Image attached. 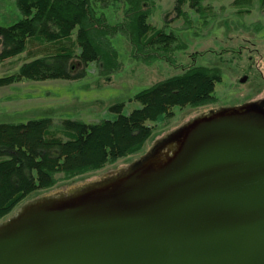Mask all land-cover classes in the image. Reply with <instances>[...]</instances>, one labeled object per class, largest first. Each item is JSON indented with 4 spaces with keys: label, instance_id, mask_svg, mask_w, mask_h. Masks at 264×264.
<instances>
[{
    "label": "water",
    "instance_id": "obj_1",
    "mask_svg": "<svg viewBox=\"0 0 264 264\" xmlns=\"http://www.w3.org/2000/svg\"><path fill=\"white\" fill-rule=\"evenodd\" d=\"M246 78L243 79V81ZM0 264H264V100L0 222Z\"/></svg>",
    "mask_w": 264,
    "mask_h": 264
},
{
    "label": "trees",
    "instance_id": "obj_2",
    "mask_svg": "<svg viewBox=\"0 0 264 264\" xmlns=\"http://www.w3.org/2000/svg\"><path fill=\"white\" fill-rule=\"evenodd\" d=\"M202 2L175 0L177 18H185V5L203 18L206 7ZM252 2L234 0L233 5L243 7ZM155 3L156 0H16L22 17L10 26L0 27V61L24 52L31 60L17 73L0 77V87L22 80L81 79L91 62L97 64L100 76L115 74L122 63L112 40L120 36L129 45L130 59L146 64L152 59H164L173 65L174 51L186 46L174 32L149 24ZM261 3L264 6V0ZM117 5L121 7L120 19L111 23L105 10ZM221 80L217 66H186L182 74L135 94L134 100L141 107L128 115L120 113L122 104L113 106L111 109L118 113L113 120L87 124L67 119L55 125L52 119L42 118L0 124V221L33 192L137 153L152 135L148 121L172 117L175 106L196 108L214 103L215 86Z\"/></svg>",
    "mask_w": 264,
    "mask_h": 264
},
{
    "label": "rangeland",
    "instance_id": "obj_3",
    "mask_svg": "<svg viewBox=\"0 0 264 264\" xmlns=\"http://www.w3.org/2000/svg\"><path fill=\"white\" fill-rule=\"evenodd\" d=\"M174 2L156 0L148 19L156 28L174 32L185 44L183 50L172 54L173 65L164 59H152L148 64L132 60L124 37H116L112 42L119 52L120 71L100 76L97 64L91 62L86 68V76L81 79L22 80L0 87V124H19L42 118L52 119L55 125L67 119L87 124L113 120L118 116L117 111L111 109L113 106L122 104L120 113L128 115L141 107L134 100L135 94L180 75L186 66L194 65L220 68L222 80L215 86V102L196 108L175 106L171 109L172 117L160 116L154 122L148 121L146 124L152 126V135L140 151L100 170L58 181L51 188L29 194L5 219L15 215L28 202L54 197L119 172L197 117L219 109L260 104L264 100V6L261 0H253L251 5L243 7L234 6V0H203L206 7L203 18L188 5L183 7L185 18H177ZM120 8L117 5L105 10L108 21L112 23L120 19ZM21 17L16 0H0V27L10 26ZM76 32L77 29L72 33L73 39ZM226 49L234 52H223ZM193 55L194 59L191 58ZM30 60L24 52L0 61V77L17 73Z\"/></svg>",
    "mask_w": 264,
    "mask_h": 264
}]
</instances>
